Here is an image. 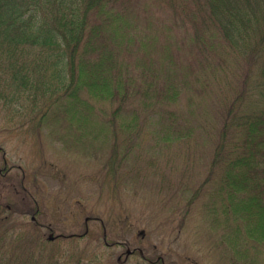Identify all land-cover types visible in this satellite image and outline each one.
I'll use <instances>...</instances> for the list:
<instances>
[{
    "label": "trees",
    "instance_id": "trees-1",
    "mask_svg": "<svg viewBox=\"0 0 264 264\" xmlns=\"http://www.w3.org/2000/svg\"><path fill=\"white\" fill-rule=\"evenodd\" d=\"M211 101L219 111L194 126L186 111ZM0 114L40 153L46 137L94 156L101 207L129 185L177 198L192 191L189 204L209 189L202 214L213 250L226 264H264V0H0ZM199 132L215 146L192 190L185 174L174 184L170 162ZM145 153L144 166L124 170ZM45 166L0 174V264H125L103 236L127 241L124 207L110 219L83 211L104 222L100 231L44 236L55 228L42 221ZM144 169L155 175L148 185Z\"/></svg>",
    "mask_w": 264,
    "mask_h": 264
},
{
    "label": "rangeland",
    "instance_id": "rangeland-1",
    "mask_svg": "<svg viewBox=\"0 0 264 264\" xmlns=\"http://www.w3.org/2000/svg\"><path fill=\"white\" fill-rule=\"evenodd\" d=\"M216 110H218L217 105L211 101L208 109L195 108L192 112L187 110L186 113L195 126L200 125L201 120L208 121L207 118L202 119V116H206L207 112L216 113ZM2 118L3 115L0 114V170L4 167V158L7 161L6 166L12 168L7 176H12V174L16 177L21 174L29 176L35 167L42 163L46 165L41 178L44 182L42 191L48 213L44 214L42 221H50L54 224L56 234L65 231L83 232L85 230L84 220L88 216L83 213L89 212L90 209L97 212L96 215L99 218L110 219L112 213H118V207L121 206L125 208L127 215L124 228L125 238L131 243L132 249L144 247L150 258L164 254L167 264H226V256L222 255L221 250H213L214 245L209 237L210 230L207 224L204 225L203 203L209 189H203L200 196L189 204L187 197H190L192 191L186 196L177 198L171 195L172 192H168L166 188L160 194L157 188L150 192L147 187H140L136 190L135 186L129 185L118 204L109 205L104 202L101 207L98 201L101 189L99 190V187L90 179V176H94L96 171L102 168V164L94 159V156L90 155L87 158L77 152L73 153L66 149L63 151L60 145L51 144L46 137L44 139L48 143L44 147H39L40 150L42 149L40 153L34 146V139L25 140V135L20 131L19 133L7 131L8 128ZM215 121L217 123V120ZM211 126L212 122L210 128ZM214 131L212 135L215 136L217 132ZM214 146V140L202 132L197 133L187 146V151L180 155L176 154L172 160L173 163L170 162L176 166H174L176 170L171 178L174 184L180 183L182 174H185L184 183L189 184L192 190H196L207 177ZM89 149L80 152L87 153ZM171 151L172 155L180 152L178 148ZM150 158L152 155L145 153L141 161L131 160L125 164L124 170H127L126 165L142 167ZM166 160V155H159L156 165L163 166ZM142 172L146 177L142 179V185L154 182L155 175L151 171L144 169ZM125 181V183L135 184V179ZM60 213H62L61 216ZM88 225L89 229L94 231H100L102 228L99 220H91ZM140 230L145 232L143 237L139 236ZM43 234L47 237L49 231L43 228ZM82 244H85V241ZM113 251L117 258L125 251V248L115 247ZM139 261L140 256L136 254L130 257L125 264H137Z\"/></svg>",
    "mask_w": 264,
    "mask_h": 264
},
{
    "label": "flooded vegetation",
    "instance_id": "flooded-vegetation-1",
    "mask_svg": "<svg viewBox=\"0 0 264 264\" xmlns=\"http://www.w3.org/2000/svg\"><path fill=\"white\" fill-rule=\"evenodd\" d=\"M88 222L89 221H87V223H85V224H88ZM48 230H49V232H51L52 231V229L51 228H48V227H46ZM109 244H112V245H109V246H114V244L113 243H109ZM118 245L119 246H123V247H125L126 248V251H125V254H124V257H125V259H127L128 257H130V256H132L135 252H139V254L143 257V258H145V256H144V252H143V254H141V252H140V249L141 250H143L142 248H139V247H137V248H133L132 250L134 251V253H131L129 256H127V249L130 247L127 243H123V242H118ZM153 250H156V247L154 246L153 247ZM144 251V250H143ZM122 254H120L119 256H118V260L119 261H121V259H122ZM147 259V258H146ZM148 261H149V263H151V264H165V260H164V258H162L161 256H158L155 260H150V259H147Z\"/></svg>",
    "mask_w": 264,
    "mask_h": 264
},
{
    "label": "water",
    "instance_id": "water-1",
    "mask_svg": "<svg viewBox=\"0 0 264 264\" xmlns=\"http://www.w3.org/2000/svg\"><path fill=\"white\" fill-rule=\"evenodd\" d=\"M33 219H35V218H33ZM105 235H106V233H105ZM53 237H54L53 234H50L49 238L53 239ZM128 253H130V251H128Z\"/></svg>",
    "mask_w": 264,
    "mask_h": 264
}]
</instances>
